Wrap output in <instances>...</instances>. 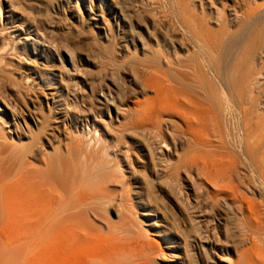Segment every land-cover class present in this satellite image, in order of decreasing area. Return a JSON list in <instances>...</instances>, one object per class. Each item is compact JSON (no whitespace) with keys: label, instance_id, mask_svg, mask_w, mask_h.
I'll return each mask as SVG.
<instances>
[{"label":"bare ground","instance_id":"bare-ground-1","mask_svg":"<svg viewBox=\"0 0 264 264\" xmlns=\"http://www.w3.org/2000/svg\"><path fill=\"white\" fill-rule=\"evenodd\" d=\"M99 1L65 5L115 50L56 48V0L28 24L0 0V264H219L199 213L264 264V0Z\"/></svg>","mask_w":264,"mask_h":264},{"label":"rangeland","instance_id":"rangeland-1","mask_svg":"<svg viewBox=\"0 0 264 264\" xmlns=\"http://www.w3.org/2000/svg\"><path fill=\"white\" fill-rule=\"evenodd\" d=\"M7 1V0H6ZM9 1H11V0H9ZM37 1V2H36ZM42 3H41V2ZM35 0V2H34V0H15V2L17 3H15V9H13L12 11H11V14H12V16H16V18L19 20V22H25V24H28V22H29V20H28V18L26 17V15L28 16V12H34L32 15L33 16H35V15H37L38 14V18H36L37 16H35V18L36 19H38V20H40L41 19V17H44V14H45V11H46V6L47 5H45L46 3L44 2V0L42 1V0ZM56 1H58L59 3H60V1L61 0H56ZM64 1V2H63ZM65 1L66 0H62L61 1V3H60V6H59V11H58V17L57 16H55L54 15V19L52 18L51 20H54L52 23H51V26L52 27H50V28H52V29H50L49 28V30H52L51 32H48L49 34V36H50V33H52V32H55V34L54 33H52V35H53V37H52V35H51V37H50V39H52L51 41V43L52 44H56V45H54V46H56V48H60V50H61V47H65V44L63 45V43L65 42V39H67V42H65V43H67V44H69V45H67V46H70L71 47V43L73 42L74 44H72V47H73V45H75V41H71V40H76L77 42H76V47H78L77 45H79V42H81V44H80V46L82 45V44H86V42L88 41V42H95V41H97V44L99 45L98 47H108L109 45H111V47L115 50V49H117V47L115 46V44L113 45V43L111 44V42H109V39H106V38H104V32H103V28H102V26H101V24L99 25V26H93V35H89V34H87L85 31H82V30H79V32L81 31V32H83V34H85V36H83V35H80V33H77L78 31H77V29H73L75 26H76V28L77 27H80V23L76 20V14L73 12V11H71L72 9H70L69 7L67 8V5H65ZM71 1H74V0H71ZM132 2V0H129V2ZM238 1V0H237ZM236 0L235 1H233V0H227L226 2L228 3V4H232L233 2H237ZM38 2H40V4L38 3ZM95 3H96V5H101V6H103L104 5V2H100L99 0H95ZM31 4V5H30ZM63 5V6H62ZM65 5V6H64ZM42 6V7H41ZM45 6V7H44ZM62 7V8H61ZM18 8V9H17ZM45 10H44V9ZM64 8V9H63ZM23 9V10H22ZM22 10V11H21ZM40 11V12H39ZM63 11H65V13H63ZM14 12V13H13ZM21 12V13H20ZM26 12V13H25ZM73 12V13H72ZM61 13H63L62 15H61ZM64 15V16H63ZM65 15H66V17H65ZM69 15V16H68ZM19 16V17H18ZM60 16V17H59ZM143 17V19H145V17L144 16H146V15H142ZM39 17H40V19H39ZM58 18V20H57V18ZM61 17H63V19H62V21H61ZM147 17V16H146ZM65 20V21H64ZM67 20V21H66ZM63 21H64V23L66 24H64L65 26H61V24H63ZM77 21V22H76ZM60 22H62V23H60ZM30 23V22H29ZM54 23V24H53ZM58 25H57V24ZM53 24V25H52ZM56 24V25H55ZM69 24V25H68ZM67 25H68V27H70V29L67 27ZM72 25H74V27L72 28ZM60 26V27H59ZM66 28V30L64 31V29ZM54 29V30H53ZM67 29H69V30H71L70 32H69V30H67ZM63 31H64V33H69V34H72V33H74V36H73V38L71 37V36H69V34L67 35V38H65L64 39V37H62V35H60L61 33H63ZM75 31H77V32H75ZM85 32V33H84ZM77 33V35L75 36V34ZM46 34H47V32H46ZM45 34V35H46ZM59 35V36H58ZM87 35V36H86ZM98 35V36H97ZM49 36H46V38H48L49 39ZM55 36V37H54ZM91 36V37H90ZM92 36L94 37V38H92ZM128 36V35H127ZM70 39H69V38ZM90 38V40H88ZM94 39V40H92V39ZM47 39V41H49ZM54 39H56V40H54ZM86 39V40H85ZM98 39V40H97ZM127 39H128V37H127ZM129 39H130V35H129ZM61 40V41H60ZM79 40V41H78ZM56 41V42H55ZM63 41V42H62ZM68 41H69V43H68ZM71 41V42H70ZM105 41H107V42H105ZM124 41V40H123ZM62 42V44H60ZM84 42V43H83ZM87 42V43H88ZM101 42V43H100ZM125 42V41H124ZM117 44H120V41H117ZM122 44H124V43H122ZM0 45H1V40H0ZM63 45V46H62ZM128 46H129V48L131 49V48H133L132 47V45H129V43H128ZM153 47H156V46H153ZM128 56V54H126L124 51L122 52V53H119V54H117V56H116V58H119L118 60H120L121 58L122 59H124L125 57L124 56ZM124 58H123V57ZM56 62H54L53 63V65H54V69L55 68H57L58 67V64L56 63ZM40 65V73L42 74L43 72H42V64H39ZM38 65V66H39ZM57 65V66H56ZM56 66V67H55ZM92 68V69H91ZM90 68V70L92 71V73L93 74H97L98 73V69H96V68H94V67H91ZM97 72V73H96ZM104 74V73H103ZM130 74H126V79H130V76H129ZM18 75H16V77H17ZM18 79L20 78L19 76L17 77ZM77 80H79L80 82H82L83 81V78H81V77H78L77 78ZM131 81H129V83H128V80H127V82L126 83H128L129 84V86L131 85V86H134L133 85V83L131 82ZM161 103V101H159L158 102V105ZM164 149V151H165V153H167V155L169 154V148L168 149H166V148H163ZM172 159H173V161H175V158L174 157H172ZM146 176L148 177V178H151L150 180H154L155 178L157 179V177L156 176H154V172H153V170H152V165L148 162V163H146ZM123 168H125L126 169V167L124 166ZM140 179V178H139ZM159 179V178H158ZM167 179V175L164 177V180H166ZM141 180V179H140ZM142 181V180H141ZM138 182H140V181H138ZM143 183V182H142ZM141 182L140 183H138L137 184V186H138V188L140 187V188H143V189H141L143 192H145V188H144V184H142ZM180 184H181V188H182V190L185 192V194L186 195H188V196H190V198L192 199V200H194V195H193V191H192V186H191V184L188 182V181H186L185 179H183L182 177L180 178ZM190 184V185H189ZM135 189H137V188H135ZM157 191H158V195H159V197L160 198H162L163 200H165V201H167V199H168V197H167V195H166V193L164 192V191H162L161 189H160V191L157 189ZM143 194V193H142ZM135 200H137V197H136V199ZM179 214V217L182 219V221H184L185 222V215L183 214V213H181V212H179L178 213ZM199 217H200V221L202 222V225H204V226H206L208 229H209V231L211 232V234L213 235V237H214V239H215V241H216V243H217V246H218V249H219V251H218V256H212V258H216L215 259V261H220L219 259H221V263L219 262V264H233V262H234V260L236 259V255H235V253L232 251V249L230 248V244H229V242H230V240H229V238H228V236L226 235V233H225V231H224V228L222 227V225H216V224H213V222L211 221V215H207V213H199ZM160 220H162V222H159V224H158V226H159V228H161V229H163L164 228V225L165 224H167V221L166 220H164V219H161L160 218ZM142 225L144 226V228H147V230L148 231H150V233L152 234L153 233V231L154 230H157L155 227H151V226H149V224H146V223H143L142 222ZM153 235V240L154 241H156V242H163V240H161L158 236H156L154 233L152 234ZM180 244L178 245V247L180 248V249H177L178 250V253L180 254V256L178 257L179 258V260L180 261H183V263L184 264H186V260H188V259H186L187 258V256L185 257V253H184V250H183V243H181V242H179ZM181 245H182V247H181ZM165 249V252H166V254L168 253V247L167 248H164ZM196 253H197V250L195 251ZM253 255H252V264H260L261 262H260V258H261V256H259V254H258V252H253L252 253ZM196 260L198 261V264H206L205 263V260H204V258L203 257H201L199 254H196ZM188 264H190L189 262H187ZM249 264H250V262H249Z\"/></svg>","mask_w":264,"mask_h":264}]
</instances>
